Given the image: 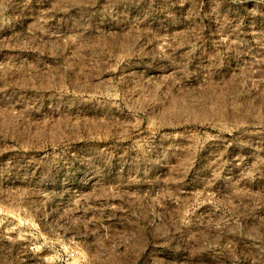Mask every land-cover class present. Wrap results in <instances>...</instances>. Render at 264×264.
Listing matches in <instances>:
<instances>
[{"label": "rangeland", "instance_id": "1", "mask_svg": "<svg viewBox=\"0 0 264 264\" xmlns=\"http://www.w3.org/2000/svg\"><path fill=\"white\" fill-rule=\"evenodd\" d=\"M145 1L0 0V264H264V0Z\"/></svg>", "mask_w": 264, "mask_h": 264}, {"label": "bare ground", "instance_id": "2", "mask_svg": "<svg viewBox=\"0 0 264 264\" xmlns=\"http://www.w3.org/2000/svg\"><path fill=\"white\" fill-rule=\"evenodd\" d=\"M117 1V0H116ZM118 1H120V0H118ZM145 1V0H144ZM122 2V1H121ZM146 2V1H145ZM133 3V2H132ZM138 4V3H137ZM130 7V6H129ZM126 8H128L127 6H126ZM135 8V7H134Z\"/></svg>", "mask_w": 264, "mask_h": 264}]
</instances>
